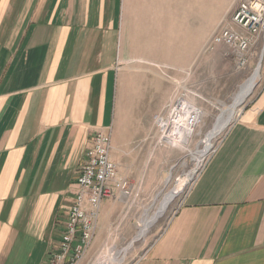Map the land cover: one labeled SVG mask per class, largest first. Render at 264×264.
I'll list each match as a JSON object with an SVG mask.
<instances>
[{
  "label": "crops",
  "instance_id": "1",
  "mask_svg": "<svg viewBox=\"0 0 264 264\" xmlns=\"http://www.w3.org/2000/svg\"><path fill=\"white\" fill-rule=\"evenodd\" d=\"M215 2L0 0V264L48 263L97 132L134 193L164 182L144 148ZM131 264H264V82Z\"/></svg>",
  "mask_w": 264,
  "mask_h": 264
},
{
  "label": "rangeland",
  "instance_id": "2",
  "mask_svg": "<svg viewBox=\"0 0 264 264\" xmlns=\"http://www.w3.org/2000/svg\"><path fill=\"white\" fill-rule=\"evenodd\" d=\"M239 2L240 0H216L215 16H212L209 22H205L203 30L211 27L214 19L216 20L215 30H217L222 21H226L232 16ZM254 46L255 47L250 51L249 63L243 69H238L235 66L232 57L228 55L229 50L226 46L220 45L213 50H205V45L202 47L198 64L194 67L189 66L183 71L185 77L183 80L184 90L187 98L193 105L198 107L203 114L193 142L181 147L154 145L156 143V125L154 126L152 132L149 134V138L154 137L155 143L146 146L144 148V154L147 157L151 153V162H154L151 163V166L158 165L159 171H164V181L167 179L168 185L164 186V182H161L157 187L151 188L150 185H141L140 187V183H134L136 192L129 200L117 197L118 193L115 191V196L109 199L110 204L107 210L104 215L100 217L95 239L80 264H103L101 263L103 258H108L114 252L118 250L122 251L128 247L135 239L139 227L158 213L160 204L166 195L175 189L179 181L187 180L183 192L172 200V203H170L164 215L158 221H155L149 228L147 235L135 242L122 264H131L134 260L139 258L144 250L151 244L168 218L176 210L181 199L200 173L203 164L208 160L213 150L217 148L224 133L229 127L228 126L220 135L215 137L216 139L214 138L212 140V149L208 155L199 162L195 153L198 149H203L204 146L200 145V143L213 129L221 111L231 105L241 85L252 74L262 57L264 40H260V42ZM165 68L166 67H162L161 72L171 81L173 77ZM165 72H167V74H164ZM174 82L175 81L172 83ZM180 82L182 81H178L177 84ZM263 82L264 57L260 79L255 89L250 92V96L239 108L238 115L252 99L256 91L260 89ZM120 124H122L123 127L124 122L122 123V117L120 118ZM150 142H152V140H150ZM191 173V177L187 179V176Z\"/></svg>",
  "mask_w": 264,
  "mask_h": 264
},
{
  "label": "built area",
  "instance_id": "3",
  "mask_svg": "<svg viewBox=\"0 0 264 264\" xmlns=\"http://www.w3.org/2000/svg\"><path fill=\"white\" fill-rule=\"evenodd\" d=\"M262 39L264 0H240L232 16L222 21L211 35L205 50L226 46L235 66L243 69L249 63L250 51ZM202 115V111L188 100L184 82L178 83L155 121L156 145L181 147L185 142L191 144ZM112 150L111 130L97 132L79 172L77 193L67 211L60 243L49 255L47 264H80L95 239L102 203L114 197L115 191L121 199L129 200L134 195L131 182L119 174L118 165L111 158Z\"/></svg>",
  "mask_w": 264,
  "mask_h": 264
},
{
  "label": "bare ground",
  "instance_id": "4",
  "mask_svg": "<svg viewBox=\"0 0 264 264\" xmlns=\"http://www.w3.org/2000/svg\"><path fill=\"white\" fill-rule=\"evenodd\" d=\"M264 57V50L262 53V57L260 58L256 68L252 72V74L248 77V79L241 85L239 91L236 93V95L233 98V101L231 105L223 109L217 118V121L213 127V129L208 133L206 138L200 143V145L204 146L203 149H198L195 155L198 157V161L200 162L203 158H205L210 150L213 147L212 140L220 135L235 119L236 116L239 113V108L244 104L246 99L250 96V92H252L256 85L258 80L260 79L261 75V67H262V61ZM216 139V138H215ZM187 142H185L182 146H185ZM192 173L187 176V179L190 178ZM186 181H179L175 189L166 195L162 203L160 204V208L158 213L151 218L150 220H147L145 223H143L142 226L139 227L137 235L135 239L131 242V244L126 247L124 250L116 251L114 252L110 257L103 258L101 263L105 264H122L123 260L125 259L127 253L129 250L133 247L132 244L139 240L141 238L145 237L148 233L149 228L153 225L155 221H158L166 212V209L172 203V200L176 198L179 194H181L185 188ZM168 185L167 179L164 181V186ZM158 199V198H157ZM133 244V245H134Z\"/></svg>",
  "mask_w": 264,
  "mask_h": 264
},
{
  "label": "water",
  "instance_id": "5",
  "mask_svg": "<svg viewBox=\"0 0 264 264\" xmlns=\"http://www.w3.org/2000/svg\"><path fill=\"white\" fill-rule=\"evenodd\" d=\"M134 244V243H133ZM133 244H132V246H133Z\"/></svg>",
  "mask_w": 264,
  "mask_h": 264
}]
</instances>
